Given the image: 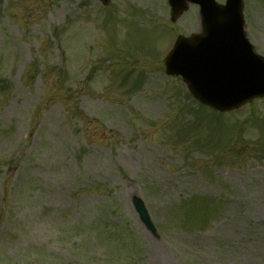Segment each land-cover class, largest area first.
I'll return each instance as SVG.
<instances>
[{"label": "rangeland", "instance_id": "1", "mask_svg": "<svg viewBox=\"0 0 264 264\" xmlns=\"http://www.w3.org/2000/svg\"><path fill=\"white\" fill-rule=\"evenodd\" d=\"M244 3L264 55V0ZM168 17L166 0H0V264H127L109 214L136 264H264V98L213 120L164 74L197 8Z\"/></svg>", "mask_w": 264, "mask_h": 264}, {"label": "water", "instance_id": "2", "mask_svg": "<svg viewBox=\"0 0 264 264\" xmlns=\"http://www.w3.org/2000/svg\"><path fill=\"white\" fill-rule=\"evenodd\" d=\"M188 1L199 4L202 33L178 38L166 60L167 74L180 75L195 98L219 111L264 95V58L256 55L245 39L242 0H226L225 6L213 0H169L173 22L186 11ZM133 204L153 231L136 196Z\"/></svg>", "mask_w": 264, "mask_h": 264}, {"label": "trees", "instance_id": "3", "mask_svg": "<svg viewBox=\"0 0 264 264\" xmlns=\"http://www.w3.org/2000/svg\"><path fill=\"white\" fill-rule=\"evenodd\" d=\"M0 88H1V86H0Z\"/></svg>", "mask_w": 264, "mask_h": 264}]
</instances>
